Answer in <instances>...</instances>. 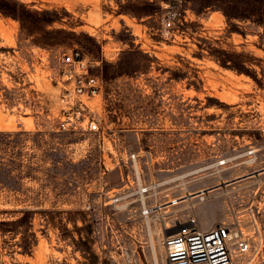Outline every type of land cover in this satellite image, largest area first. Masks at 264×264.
<instances>
[{"label": "rangeland", "instance_id": "374dc122", "mask_svg": "<svg viewBox=\"0 0 264 264\" xmlns=\"http://www.w3.org/2000/svg\"><path fill=\"white\" fill-rule=\"evenodd\" d=\"M73 48L95 130L58 125ZM192 212L264 264V0H0V264H163Z\"/></svg>", "mask_w": 264, "mask_h": 264}, {"label": "built area", "instance_id": "2783aa9c", "mask_svg": "<svg viewBox=\"0 0 264 264\" xmlns=\"http://www.w3.org/2000/svg\"><path fill=\"white\" fill-rule=\"evenodd\" d=\"M172 14L169 11L164 19L165 27L170 25ZM61 62L62 107L59 127L63 130L97 129L99 119L89 100L99 91L100 77L91 70V61L76 48L63 52ZM130 157L135 162L136 152L132 151ZM135 166L137 168L136 163ZM147 187L141 184V194ZM156 206L160 208V204L147 205L143 201L141 213L147 217L152 210L157 209ZM161 244L163 264H235L233 253L246 251L250 243L238 222L218 221L202 226L197 215L192 212L178 222L174 229L162 234Z\"/></svg>", "mask_w": 264, "mask_h": 264}, {"label": "bare ground", "instance_id": "6f19581e", "mask_svg": "<svg viewBox=\"0 0 264 264\" xmlns=\"http://www.w3.org/2000/svg\"><path fill=\"white\" fill-rule=\"evenodd\" d=\"M203 191L205 192V190H202V189H201V191L197 192V194L199 193V196H200L201 198L204 197V195H205V194L203 195V193H202ZM206 191H207V190H206ZM208 191H209V190H208ZM194 194H195V193H194ZM190 195H191V194H189V193L183 195V196H186V197H184L183 199H185V198H186V199H190ZM181 198H182V197H180V198L174 197V198L171 199V202H176V203H177V201L181 200ZM169 201H170V200H169ZM165 203H166V202H165ZM199 222H200V221H199ZM174 227H175V226H173L172 228H174ZM149 229H150V228H149ZM153 231H154V230H153ZM151 232H152V230L150 229V233H151ZM153 251H154V249H153ZM154 254H155V251H154ZM155 256H156V254H155Z\"/></svg>", "mask_w": 264, "mask_h": 264}, {"label": "water", "instance_id": "95a60500", "mask_svg": "<svg viewBox=\"0 0 264 264\" xmlns=\"http://www.w3.org/2000/svg\"><path fill=\"white\" fill-rule=\"evenodd\" d=\"M230 180H232V179H230ZM230 180H226V181H222V182H220V183H218V184H220V185H223V184H225L226 182H228V181H230ZM218 184H214L213 186H217ZM208 188H205V189H202V190H207ZM199 191H201V189L200 190H198L197 192H199Z\"/></svg>", "mask_w": 264, "mask_h": 264}, {"label": "crops", "instance_id": "0c3cea01", "mask_svg": "<svg viewBox=\"0 0 264 264\" xmlns=\"http://www.w3.org/2000/svg\"><path fill=\"white\" fill-rule=\"evenodd\" d=\"M203 226V225H202Z\"/></svg>", "mask_w": 264, "mask_h": 264}]
</instances>
